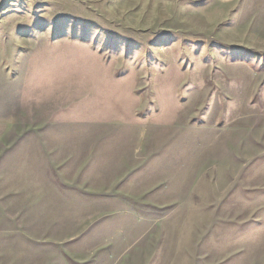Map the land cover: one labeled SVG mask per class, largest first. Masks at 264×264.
<instances>
[{
	"label": "rangeland",
	"instance_id": "374dc122",
	"mask_svg": "<svg viewBox=\"0 0 264 264\" xmlns=\"http://www.w3.org/2000/svg\"><path fill=\"white\" fill-rule=\"evenodd\" d=\"M0 264H264V0H0Z\"/></svg>",
	"mask_w": 264,
	"mask_h": 264
},
{
	"label": "crops",
	"instance_id": "0c3cea01",
	"mask_svg": "<svg viewBox=\"0 0 264 264\" xmlns=\"http://www.w3.org/2000/svg\"><path fill=\"white\" fill-rule=\"evenodd\" d=\"M221 1H232V0H221Z\"/></svg>",
	"mask_w": 264,
	"mask_h": 264
}]
</instances>
